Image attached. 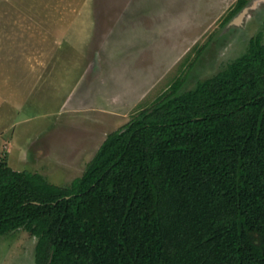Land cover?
Listing matches in <instances>:
<instances>
[{"label": "trees", "instance_id": "16d2710c", "mask_svg": "<svg viewBox=\"0 0 264 264\" xmlns=\"http://www.w3.org/2000/svg\"><path fill=\"white\" fill-rule=\"evenodd\" d=\"M239 0L224 21L242 9ZM108 135L67 185L0 162V235L38 264H264V42Z\"/></svg>", "mask_w": 264, "mask_h": 264}, {"label": "rangeland", "instance_id": "374dc122", "mask_svg": "<svg viewBox=\"0 0 264 264\" xmlns=\"http://www.w3.org/2000/svg\"><path fill=\"white\" fill-rule=\"evenodd\" d=\"M0 0V162L67 185L173 84L195 88L264 42V0ZM0 235V264H38Z\"/></svg>", "mask_w": 264, "mask_h": 264}]
</instances>
